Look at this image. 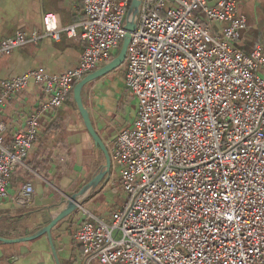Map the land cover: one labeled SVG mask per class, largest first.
<instances>
[{"label": "built area", "instance_id": "1", "mask_svg": "<svg viewBox=\"0 0 264 264\" xmlns=\"http://www.w3.org/2000/svg\"><path fill=\"white\" fill-rule=\"evenodd\" d=\"M82 1L80 65L0 83V107L31 82L45 96L11 142L0 124V200L39 140L43 116L121 49L133 0ZM135 21L123 68L138 110L108 146L124 200L110 222L89 214L77 228L85 264H264V53L231 46L246 29L238 0H141ZM63 33L75 37L76 26L61 29L47 14L43 34L3 39L0 59ZM33 193L27 184L19 201Z\"/></svg>", "mask_w": 264, "mask_h": 264}, {"label": "crops", "instance_id": "2", "mask_svg": "<svg viewBox=\"0 0 264 264\" xmlns=\"http://www.w3.org/2000/svg\"><path fill=\"white\" fill-rule=\"evenodd\" d=\"M47 14L56 17L61 29L76 26V36L69 38L63 33L59 41L45 37L0 59V83L30 72L62 75L80 65L86 49L81 26L85 20L82 0H0V42L18 33L27 37L43 34ZM238 15L245 20L246 29L231 46L247 55L256 49L264 53V0H238ZM217 26L225 28L226 24ZM121 69L123 72L118 69L88 84L82 94L107 149L118 133L133 123L138 110ZM44 99L42 88L31 82L27 90L0 107V124L7 127L3 136L8 141L25 128L26 118ZM42 120L39 140L25 165L12 176L9 198L0 200V235L5 239L31 237L47 227L106 163L73 100L67 99ZM27 184L33 186L34 193L25 202L19 201ZM81 200L84 210L61 220L53 228L51 240L45 235L14 244L0 242V264H85L83 249L75 240L77 228L89 214L93 217L90 222H110L112 213L123 203L124 192L119 179L112 183L108 174L94 192Z\"/></svg>", "mask_w": 264, "mask_h": 264}, {"label": "water", "instance_id": "3", "mask_svg": "<svg viewBox=\"0 0 264 264\" xmlns=\"http://www.w3.org/2000/svg\"><path fill=\"white\" fill-rule=\"evenodd\" d=\"M140 5H141V0H133L132 1L131 7H130V10H129V13H128V16L126 19V25L124 28L126 31V34H125V38L123 40L119 54L110 63L106 64L105 66L101 67L100 69L96 70L95 72L87 75L85 78H83L81 81H79L73 90L74 100L77 104V108L79 110V113H80V115L84 121L85 127H86L87 131L89 132V134L91 135V137L93 138L95 145L97 147H99L105 155L106 163H105L103 170L87 186H85L80 192L74 194L68 200L67 209L65 211H63L57 218H55L47 227L43 228L42 230H40L35 235H33L31 237H27V238H20V239L11 240V239H5V238L0 237L1 243H6V244L20 243V242L33 240V239H36V238H39V237L45 236V235H48L50 240H51L53 228L61 220L65 219L67 216L75 213L79 209V206L83 205V202L81 199L83 197H85L88 193L94 192L98 188L100 183L103 181V179L110 173V170H111L110 153H109L105 143L103 142V140L101 139V137L99 136V134L97 133V131L94 127L90 113L84 105L82 92H83V89L88 84L107 76L108 74L118 70L119 68H121L124 65V63L126 61V57H127L128 47H129L130 42H131L132 34L136 30L137 25H136L135 20L138 16Z\"/></svg>", "mask_w": 264, "mask_h": 264}, {"label": "trees", "instance_id": "4", "mask_svg": "<svg viewBox=\"0 0 264 264\" xmlns=\"http://www.w3.org/2000/svg\"><path fill=\"white\" fill-rule=\"evenodd\" d=\"M86 87H87V86H86ZM86 87H85V88H86ZM85 88L83 89V92H82V94H84ZM73 90H74V89H73ZM68 99H71V100H73V102H74L75 106H77V104H76V102H75V100H74V94H73V91L70 93V95H69ZM0 236H1V235H0ZM1 237H3V236H1Z\"/></svg>", "mask_w": 264, "mask_h": 264}, {"label": "rangeland", "instance_id": "5", "mask_svg": "<svg viewBox=\"0 0 264 264\" xmlns=\"http://www.w3.org/2000/svg\"><path fill=\"white\" fill-rule=\"evenodd\" d=\"M121 46H122V43H121ZM120 52V51H119ZM119 52H117V55L119 54ZM121 68H123V66L121 67ZM121 68H119V70L118 71H121V72H123V70L121 69ZM124 69V68H123ZM136 104H137V106H138V101L136 102ZM118 177H113V179H112V183H114L115 181H116V179H117Z\"/></svg>", "mask_w": 264, "mask_h": 264}]
</instances>
